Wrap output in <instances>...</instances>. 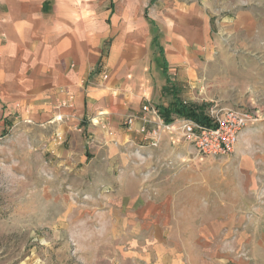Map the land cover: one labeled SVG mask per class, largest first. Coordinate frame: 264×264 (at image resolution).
Wrapping results in <instances>:
<instances>
[{"label":"crops","instance_id":"obj_1","mask_svg":"<svg viewBox=\"0 0 264 264\" xmlns=\"http://www.w3.org/2000/svg\"><path fill=\"white\" fill-rule=\"evenodd\" d=\"M143 2L0 0V134L7 120H48L59 126L72 120L90 138L107 141L109 134L101 125L117 130L118 120L139 114L145 102L167 106L158 97L167 86H151L152 62L164 78L187 63L191 74V56L204 48L210 52L221 33L236 37L246 57L253 47V60L264 63V0H160L150 8ZM155 34L157 46L152 43ZM259 89L264 91V83ZM171 96L169 104L180 100L173 89ZM260 98L264 102V96ZM138 126L137 121L134 128ZM253 127L242 131L234 149L244 175L237 204V246L241 252L264 254V128ZM122 133L118 138L126 139L127 149L106 150L113 158L106 161L110 182L103 188L114 185L117 191L113 202L124 212L118 224L135 247L129 254L150 264H183L186 254L198 246L197 214H211L212 208L191 205L194 225L189 233L180 230L169 215L179 210L173 198L141 194V171L129 164L131 155L134 158L129 142L138 145V136ZM191 148L164 134L159 148L142 149L170 159L172 165L193 152ZM222 206L220 216L209 217L210 224L200 229L212 230L215 220L235 218L228 204Z\"/></svg>","mask_w":264,"mask_h":264},{"label":"rangeland","instance_id":"obj_2","mask_svg":"<svg viewBox=\"0 0 264 264\" xmlns=\"http://www.w3.org/2000/svg\"><path fill=\"white\" fill-rule=\"evenodd\" d=\"M159 1L143 4L150 8ZM220 37L210 52L204 48L191 56V74L187 63L184 69H172L164 82L166 77L152 62L151 86H167L166 92L158 91L167 105L174 99L173 89L178 99L200 106L205 113L212 108L245 107L260 112L264 120L260 98L264 91L259 89L264 63L253 60V47L246 57L248 52L239 48L236 37L225 33ZM124 118L118 120L117 130L106 126L107 141L90 138L72 120L66 126L48 120H7L0 134V264H150L129 254L135 247L118 224L124 212L113 202L117 191L114 185L103 188L110 182L106 161L113 158L106 156V150L124 152L128 146L126 139L118 138L128 133ZM263 120L249 127L262 129ZM135 143L129 142L134 154L129 164L141 171V194L173 198L179 210L169 215L180 230L189 233L194 225L191 205L212 208L211 214H197L198 246L186 254L183 264H264V254L241 252L237 246V204L244 175L235 151L217 158H194L191 152L167 165L170 159L149 155ZM222 204L230 206V217L234 212L235 218L224 223L215 220L212 230L200 229L210 224L209 217L220 216Z\"/></svg>","mask_w":264,"mask_h":264},{"label":"built area","instance_id":"obj_3","mask_svg":"<svg viewBox=\"0 0 264 264\" xmlns=\"http://www.w3.org/2000/svg\"><path fill=\"white\" fill-rule=\"evenodd\" d=\"M204 115V124L186 117H172L167 123L160 116L158 106L145 102L139 114L125 116L123 125L127 132L138 136L139 148L157 149L164 134H170L175 140L191 146L194 158H217L232 154L242 131L261 121L260 112L245 107L212 108ZM137 121L139 126L134 128ZM170 164L169 161L167 165Z\"/></svg>","mask_w":264,"mask_h":264},{"label":"trees","instance_id":"obj_4","mask_svg":"<svg viewBox=\"0 0 264 264\" xmlns=\"http://www.w3.org/2000/svg\"><path fill=\"white\" fill-rule=\"evenodd\" d=\"M152 25V21H150ZM154 45L158 44V36L155 34L153 37ZM161 60L164 58L161 55ZM160 116L164 119L165 122H170L172 117H186L193 119L199 123H203L206 121V116L204 115V111L200 106H193L187 103H183L180 100H177L167 106L159 107Z\"/></svg>","mask_w":264,"mask_h":264}]
</instances>
